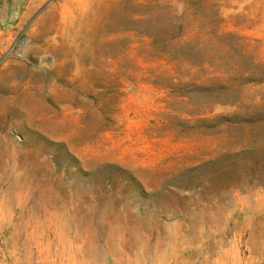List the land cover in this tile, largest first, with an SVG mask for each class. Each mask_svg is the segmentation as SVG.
Listing matches in <instances>:
<instances>
[{
  "label": "rangeland",
  "instance_id": "obj_1",
  "mask_svg": "<svg viewBox=\"0 0 264 264\" xmlns=\"http://www.w3.org/2000/svg\"><path fill=\"white\" fill-rule=\"evenodd\" d=\"M0 177V264L55 210L264 264V0H0Z\"/></svg>",
  "mask_w": 264,
  "mask_h": 264
},
{
  "label": "bare ground",
  "instance_id": "obj_2",
  "mask_svg": "<svg viewBox=\"0 0 264 264\" xmlns=\"http://www.w3.org/2000/svg\"><path fill=\"white\" fill-rule=\"evenodd\" d=\"M4 183L0 177V185ZM11 186L0 197V227L13 220ZM54 213L36 219V224L47 228L44 241L19 239L13 244L23 251L17 261L45 264H181L180 255L183 245L182 235L173 233L170 227L163 226L158 232L154 226L147 230L134 229L130 235L122 231H112L99 242L93 235L80 233L79 225L67 210H55ZM50 214V212L48 213ZM123 228V226H121ZM44 248V255L38 250L36 258L31 256V247ZM57 255V260L53 257Z\"/></svg>",
  "mask_w": 264,
  "mask_h": 264
}]
</instances>
